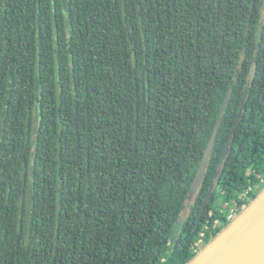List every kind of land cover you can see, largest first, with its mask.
<instances>
[{
	"label": "trees",
	"instance_id": "obj_1",
	"mask_svg": "<svg viewBox=\"0 0 264 264\" xmlns=\"http://www.w3.org/2000/svg\"><path fill=\"white\" fill-rule=\"evenodd\" d=\"M262 185L264 0H0V264H185Z\"/></svg>",
	"mask_w": 264,
	"mask_h": 264
},
{
	"label": "water",
	"instance_id": "obj_2",
	"mask_svg": "<svg viewBox=\"0 0 264 264\" xmlns=\"http://www.w3.org/2000/svg\"><path fill=\"white\" fill-rule=\"evenodd\" d=\"M227 99L228 95L225 97L212 134L188 189V201L192 200L204 176ZM240 112L241 110L238 111L237 118L240 116ZM231 138L232 135H229L225 152L229 150ZM212 189L213 184L210 185L199 216L205 210V204ZM185 264H264V186Z\"/></svg>",
	"mask_w": 264,
	"mask_h": 264
},
{
	"label": "built area",
	"instance_id": "obj_3",
	"mask_svg": "<svg viewBox=\"0 0 264 264\" xmlns=\"http://www.w3.org/2000/svg\"><path fill=\"white\" fill-rule=\"evenodd\" d=\"M254 191V187H248L246 190H244L243 192L239 193L238 195V200L239 202H225L224 203V207L222 208L220 211L224 212L225 209L227 210V213H225V221L229 222L231 221L236 215L237 213L243 208L245 207L246 203L250 200L251 198V193ZM207 228V226H205ZM212 231H210L211 233ZM205 238V232L201 231L198 238L196 239V241L193 244V251L196 253L199 249H201L200 247L205 243L204 241Z\"/></svg>",
	"mask_w": 264,
	"mask_h": 264
},
{
	"label": "rangeland",
	"instance_id": "obj_4",
	"mask_svg": "<svg viewBox=\"0 0 264 264\" xmlns=\"http://www.w3.org/2000/svg\"><path fill=\"white\" fill-rule=\"evenodd\" d=\"M263 187V185L261 186V188ZM260 188V189H261ZM260 189H259V191H260ZM259 191H257L256 193H258ZM249 202V201H248ZM185 211H186V207L184 208V211L182 212V214H181V216H180V218L182 219V218H184L185 216H186V213H185ZM180 224V223H179ZM206 243H204L200 248H202L204 245H205Z\"/></svg>",
	"mask_w": 264,
	"mask_h": 264
},
{
	"label": "bare ground",
	"instance_id": "obj_5",
	"mask_svg": "<svg viewBox=\"0 0 264 264\" xmlns=\"http://www.w3.org/2000/svg\"><path fill=\"white\" fill-rule=\"evenodd\" d=\"M250 200H251V198H250ZM250 200H249V201H250ZM247 203H248V202H247ZM247 203H246V204H247ZM237 214H238V213H237ZM227 223H228V222H227Z\"/></svg>",
	"mask_w": 264,
	"mask_h": 264
}]
</instances>
